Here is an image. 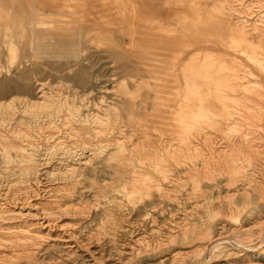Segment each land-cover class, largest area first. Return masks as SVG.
<instances>
[{"label":"bare ground","instance_id":"1","mask_svg":"<svg viewBox=\"0 0 264 264\" xmlns=\"http://www.w3.org/2000/svg\"><path fill=\"white\" fill-rule=\"evenodd\" d=\"M37 1L38 4L35 5V7L30 11L27 9L28 16L19 22V32L17 31V34L22 38L27 36L25 41H21V62H26L28 60L31 61L33 59L36 60L39 48L51 49L50 46L52 43H50L49 39H54L56 41L54 45L59 47H67L71 49L82 46L91 47L95 41L94 32L96 33L97 31L102 30V27L93 23L95 21L92 18L94 10L97 12L100 7L105 13L108 9L106 7V0L99 1L101 2L100 4L87 2L86 0H51L49 3V9L45 8L40 0ZM224 2L221 3L222 5L224 4L223 6L225 8L226 5H228V2ZM114 4L117 6L116 11L118 14L129 15L133 22L140 21L136 5L129 0H115ZM23 6L24 5L20 4L18 9L23 10ZM64 10H68V13H63L62 11ZM173 12H175V10ZM99 13L101 15L102 12L100 11ZM47 16L58 18V22L60 23L58 27L54 25L56 28L53 26L54 30L52 33H46L39 28L43 21L41 18H47ZM99 16H94V18L96 17L99 20V18H101ZM66 17H68V20H64ZM263 18H261L262 21H256L253 24H248V19L241 20L239 23L235 22L234 24L228 23L225 20L224 24L220 22L221 24H208L209 26L202 25L199 27L190 23L191 20L188 10L184 8L180 10V15H178V23L174 25L167 24L165 21L157 23L141 22L139 27H144L147 32L134 33L128 41H124V39L121 38L119 44L122 46L119 48V52L116 53L117 57L124 56L128 53L136 55L137 59H139V61L145 66V69H137L136 73H127L125 77L134 79L136 89L131 90L125 87L123 83L118 84L120 89H123L122 92L126 94V98L123 99V102L120 101L123 104L127 120L125 123L123 122V124H121L122 120L120 121L118 118V112H111L113 107L111 108L108 103L106 108H102V102L105 104L102 95L100 96L99 94L97 96H99V98L101 97L103 100L97 98L100 102H94L91 104L98 108L97 110L92 111L93 109L89 104L86 105L82 103L85 101V96H90V93L88 94V92L81 90L79 92H82V94L79 95L81 97L78 100L79 104L74 103L75 97H79L77 96L79 93L76 96L73 94V99L68 97L69 99H72V102L70 103L67 98H65L67 96H62V94H60V96H62L60 97L58 94L49 95L44 92L46 82L40 84L39 91L30 99L10 94V97L7 99V104L1 105L0 102V132H4V135H2L1 148L4 156L10 152H14L16 156H19V159L13 160L14 167L8 166L9 171H11V173H6L8 177H6L5 180L0 178V264H15V262L22 258L24 254L29 258L34 257L35 253H39L37 249L40 248V245L42 244L41 241L46 237L49 238L51 236L50 233L53 228H58V230H56L54 235L55 240L52 244H55L60 252L65 253L66 256L78 254V256H81L84 259L82 264H104L102 261L105 259L106 254H100L93 247H86V244L83 243L78 236L79 230L76 232V229L74 230L73 228L65 227V224H62V219L65 217V214L67 215L68 212L75 211L71 207H66L67 205L65 206V203L68 201L67 199L70 197L69 195L79 190L77 187L79 184V181L77 182V180L79 179L77 178L78 176H81L79 172L82 171V166L90 165L100 154H103L104 156L102 160L108 162L114 160L116 162L115 173H117L119 178L129 179L131 182L130 186L132 187L130 188L132 190L131 193L129 192L127 194L130 197L133 195H143V193L148 194V190L151 188L159 189L160 186L156 184L157 182H153L154 179L157 178V175L162 177V179H165L175 178L177 177V174H187V172H190L189 170L191 169L187 168V165L189 162L188 159L193 156L192 154L196 155L198 158V155L202 157L204 164L203 169L205 166L208 172L209 169L216 168V164L219 163L217 160L220 158H224L226 163L229 157H234V164L232 163L234 166L232 164V167L229 165L234 173L231 169L230 172L235 176H240L244 175L245 170H249L248 168L250 167L253 172L252 177L255 178L256 187L263 190L264 81H260V79L256 78L258 77V74L246 69L247 66L236 59L231 62L234 64H231V67L224 66L225 68L228 67L232 72L230 74L225 73V76L222 77L224 79L222 82L216 81V79L214 82H210L209 79L208 82H205L204 80L203 82H200L204 78L203 76L200 81H196L194 78L195 74L193 73V69L197 67L196 64V67L194 66V60H198V57L202 54L201 50H203L197 49V47L207 43H215L222 46H228L230 49L237 51L240 55L245 56L246 59L248 58L259 70L260 75H263L264 77ZM105 19L106 18H104V20ZM107 19L106 21H108ZM100 21L101 20H99L98 23ZM250 31H252V33ZM250 35H252L251 38L254 37L253 40L250 38ZM6 37H10V35L8 34ZM4 43L6 45L8 57L11 60H15L18 50L17 45L10 39H5ZM204 50L207 51V49ZM108 51H106V53H109ZM83 53H85V51ZM214 56L216 59L218 58V56ZM206 57L208 58L209 55H206ZM212 58H210V60ZM203 67L204 66H202V68ZM207 67L206 70L203 68L202 73H205L204 70L207 71L210 69V66L208 69ZM139 71H145L148 75L144 78L138 77L137 74ZM196 71L198 72L197 69ZM178 72L181 73V77L178 75ZM211 76L216 77V75L212 74ZM248 76L253 78L252 86H248L244 81L247 80L246 78ZM197 77L196 79L199 80L200 77ZM229 77L235 82L232 83L227 80ZM139 79H141V81H139ZM149 79H151L152 82H150ZM249 82L251 81H248V83ZM6 84L7 83L2 85V91L5 90L7 86ZM142 84L150 88L153 93L143 95V93L140 92L143 86ZM58 86L60 87L61 85ZM61 87L64 88L65 85L64 87ZM61 87L58 89H61ZM249 87L251 88L249 89ZM48 89L50 91V87H48ZM247 89L254 93V97L246 96V92H248ZM106 90L105 92L108 91ZM237 90L244 91L239 99L236 97L238 101L242 103L244 108H236L237 110L234 109L235 111L233 110L232 113H229L228 105L225 103V100L227 101L228 99V101H231L229 100L231 98V93L236 92ZM73 91H75V89ZM192 92H195L193 94L196 95L198 93L200 96L194 99L191 96ZM212 95L218 96L216 100L218 103L221 99V107L222 109L224 107L226 110V112H222L221 114L224 119L222 124L228 128L223 131V136L220 139L223 142V144L221 142L222 147L219 146L221 149L214 147L215 136H213L212 132L208 131L207 133L203 129L192 128L191 126V117H194L193 115L204 118V121L211 126L212 124L217 125L219 121H217V118L215 119V116L218 115L219 111L213 102L214 99ZM149 99L151 100L150 102H148ZM247 108L248 111L249 109H251V111H246ZM136 111L138 112L135 113ZM60 113H64L61 116L62 118L60 122L54 124V119L59 117ZM64 116H67V118ZM137 117L140 118L137 119ZM212 117L214 119H212ZM142 118L145 119L143 123ZM232 118L235 119L232 120ZM22 122H34L39 125L43 124V122L49 125L51 124V127H49L51 131L47 135L45 134L46 130L40 131L39 127L38 130L31 131L29 126H27L25 132L21 130L17 131V126L22 124ZM75 123H80L81 125L75 128L73 127V124ZM127 127L129 130L126 129ZM143 127H151L156 132H147L145 129L142 130ZM36 128L38 127H35V129ZM201 145L205 146L203 149L207 148V154L201 151ZM243 147L244 150L242 151L241 148ZM245 147L251 150V154L246 153ZM234 148H237V152ZM45 152L48 153V156L50 154L51 156L56 157V161L51 162V159L42 157L47 154H44ZM240 154L241 156H239ZM171 162L178 165V167L175 169L169 168ZM59 165H62V167H59ZM226 167L227 169L229 168L228 166ZM31 170L33 172H31ZM38 175L39 177H37ZM67 178L71 179L66 181ZM232 178L228 179L226 182V185L228 184L227 186H229L231 181L236 180H233ZM223 186L225 187V185ZM82 187L83 186L81 185V188ZM64 189L66 190V196H68H64L65 199H63V194L62 196H58L59 194L57 195V192ZM257 190L255 191L258 192ZM260 193L256 194L259 199L262 198L263 194ZM230 196L231 195H229V197ZM244 196L246 197V195ZM193 198L197 199V197L194 196ZM72 199L74 200V198ZM68 202L71 203L72 200H69ZM177 202L175 201L176 204ZM9 203H12V205L10 206ZM189 211L190 209L188 212ZM188 212L185 211L183 215L186 217ZM174 215L175 213L169 214L171 221H174ZM237 218L238 217H236V219ZM257 218H253L254 221ZM2 221H7L6 223L8 224H1ZM67 223L70 222L67 220ZM204 224L205 223H202L201 225ZM72 225H79V220L72 223ZM254 225L251 226L253 227ZM259 225L255 226L258 227ZM240 227L231 221L228 229H226V231L224 229V232H228V230L238 231ZM168 228V233L165 236V240H163L168 242V245H170V243L174 244L179 239H183L184 241H188L189 239L192 240L196 235L195 237H197V240L193 239L191 246H187L188 248L186 247V250L180 251L182 252L181 254L185 256L193 254L201 255L207 248L209 242L218 241L226 237V235L223 236V226L219 228L220 230L218 232L216 231V233H214L209 231L210 235L207 233L203 237L198 236L203 232V227L200 228L195 224L174 223V226ZM245 230H247V228ZM131 232L136 233L137 231L135 228H132ZM159 232H161V230ZM237 234L239 235V233ZM141 243L150 249H156L162 245L159 243L154 246L149 241L145 242V237L141 233V237L132 241V245L129 248H127V244H121L119 257L122 256L121 254L132 256L134 253H139L141 250ZM52 244L50 246H52ZM224 246L226 245L224 244ZM177 255L178 252H173L172 256L170 255L172 261H175L176 263L178 260L177 258L179 257H177ZM181 258L182 257H180V259ZM125 263L128 264L127 262H123L122 264ZM214 264H264V250L260 253L244 254L237 259H231L227 256L224 262H215Z\"/></svg>","mask_w":264,"mask_h":264},{"label":"rangeland","instance_id":"2","mask_svg":"<svg viewBox=\"0 0 264 264\" xmlns=\"http://www.w3.org/2000/svg\"><path fill=\"white\" fill-rule=\"evenodd\" d=\"M40 1H41V4L43 3L45 8L49 9V3L51 0H40ZM86 1L91 2V3L93 2L96 4H100L101 2L99 1H103V0H98V1L97 0L95 1L86 0ZM106 1H107L106 7L108 8L106 12L104 13V11L99 7V10L97 11L98 13L94 10V13L92 15L93 20H95L93 23H96L97 25L102 27V30L97 31L96 33L94 32L95 41L91 47L82 46V47H77L75 49H71L67 47H59V46L54 45L56 43L54 39H49L50 43H52V45L50 46L51 49L39 48L38 54H37V58L39 59L36 58V60L33 59L31 61L28 60L26 62L25 61L21 62V59H20L21 47H22L21 41H25L27 39V36H24L22 38V37H19V35L17 34V31L19 32V22H21L22 19H25L28 16L27 9H29L30 11L33 7H35V5L38 4V1L37 0H0V46H1L0 47V50H1L0 52V102H1V105L7 104V99L10 97V94H12L13 96H16V95L20 97L22 96L27 99L34 97V95L39 91L40 84H42V82L43 83L46 82L44 92H46L49 95L58 94L60 96V94H62V96H67L65 98H67V100L70 103L72 102L73 94L74 96H76L81 90L88 92V94L90 93V96L86 95L88 98L85 96L84 98L85 101H83L82 103L86 105L89 104L93 109L92 111H95L98 108L95 106H92L91 104H93L94 102L95 103L100 102L99 100H101L102 98L101 97L99 98V96L97 95L99 94L100 96L102 95L104 99L102 100L105 103L103 104L102 102V105H103L102 108H106L107 103H108V105L111 108L112 107L114 108V110L112 108L111 112H115V111L118 112L117 114L118 118L120 121L122 120L121 124H123V122L125 123V121H127L125 117V111L123 108V104H122L123 99L126 98V94L122 92L123 89H120V86L118 84L123 83L125 87L131 90L136 89L135 88L136 83L134 82V79H129L125 77L127 73L132 74V73H136L137 69L138 70L145 69V66L142 64V62L139 61V59H137L136 55L128 53L124 56L117 57L116 53L119 52L120 50L119 48L122 46L119 44V40H121V38H123L124 41H128L131 38V35L134 33L147 32V30H145L144 27H139L141 22L157 23V22L165 21L167 24L174 25L178 23V15H180V10L184 8L188 10L189 17L191 20L190 23H193L199 27L202 25H208V24L216 25L217 23H220V22L224 24L225 20L228 23L234 24L235 22L239 23L241 20L248 19V24H253L254 22L257 21L258 17L260 18V20L258 18L257 22L262 21L261 18L264 17V0H234V1L233 0H129L130 2L136 5L138 9L137 13L140 18V21L133 22L131 21V17L129 15L117 13L116 11L117 6L114 4L115 0H106ZM226 1L228 2V5H226L227 8L226 7L224 8L223 6L224 4L222 5L221 2L227 3ZM20 4L24 5L23 10L18 9ZM174 10L175 12H173ZM100 11L102 12L101 15L99 13ZM62 12L68 13V10H64ZM94 16L101 17L99 18V20L101 21L98 23L99 20L96 17L94 18ZM48 17L49 16H47V18ZM47 18L46 17L41 18V20L43 21L40 24L39 28L40 30L46 33H52V31L54 30V27L55 26L58 27L60 23L58 22V18L54 16H51L48 19ZM104 18L106 19L108 18L107 19L108 21H106V19L104 20ZM64 20H68V17L64 18ZM263 22H264V18H263ZM252 31L250 32L252 33ZM8 34L10 35V37H6V35ZM252 35H250V38L252 37ZM5 39H10L17 45L18 50H17V57L15 60H11L7 55L6 45L4 43ZM251 39L253 40L254 37ZM197 49H203V50H201L202 54L198 57V60L197 59L194 60L195 61L194 66L196 64V66L201 69L200 70L199 68L195 66L196 68L194 67L195 69H193L195 72L192 70L193 73L195 74L194 78L196 81H200L201 78L203 77L204 78L200 82H203V80L205 82L206 81L208 82V79L210 82L211 81L214 82L215 79L216 81H221V82L224 81V79L222 78L223 76H225L224 74L225 73L230 74L232 72V70L228 69V67L225 68L224 66L231 67V64H232L231 62L235 61L234 59L243 62L247 66L246 69L251 70L252 72H255L256 74H258V77L256 78L260 79V81H264L263 75H260L259 70L256 68V66L253 65V63L248 58L246 59L245 56L240 55L237 51H235L234 49H230L228 46H222L220 44H215V43H207L205 45L198 46ZM204 49H207V51ZM108 50H111V51H108ZM84 51L85 53H83ZM106 51H108L109 53H106ZM204 53L207 56L209 55L208 57L209 59L206 57ZM108 54H111V55H108ZM213 54L216 55V57L218 56V58L216 59ZM211 56L212 57L214 56V57L212 58ZM52 58H55V59H52ZM210 58L212 59L210 60ZM202 66H204L203 68L205 70L207 66L208 67L210 66L209 67L210 69H208L207 67L209 72L208 70L207 71L204 70V72L207 75L205 73H202L203 72ZM196 69L198 70V72L196 71ZM199 72H200V75H199ZM211 74L216 75V77L211 76ZM147 75L148 73H146L145 71H141V72L139 71V73L137 74V76L141 78H144ZM178 75L181 77L180 72H178ZM196 77L197 78L200 77L199 80L196 79ZM246 79L247 80H244V81L247 83V85L252 86L253 78L248 76ZM149 80L150 82H152L151 79ZM227 80L231 81L232 83L235 82L231 77L227 78ZM139 81H141V79H139ZM248 81H251V82L248 83ZM5 83H7L6 84L7 86L5 90L2 91V85H5ZM58 85H61L63 87L65 85V87L62 88L60 86L61 89H58L60 88ZM48 87H50V91ZM250 88L251 87H249V89ZM72 89L73 90L75 89V91L76 90L77 91L75 92ZM106 89L110 91L108 92ZM105 90L107 92H105ZM247 91L248 92L245 91L246 96L254 97V93L252 91H249L248 89ZM140 92L143 93V95H148L150 93H153L152 90H150V88L146 87L145 85L142 86V89L140 90ZM243 92L244 91L242 90H237L236 92L231 93V98H233L234 100L231 98L229 99L231 101H228V99L227 101L225 100V103L228 105L229 113H232L233 110L236 108L237 109L244 108L242 103L238 101L239 97L243 94ZM193 93L195 92H192L191 96L194 99L200 96L198 95V93L197 95ZM80 94H82V92L79 93L77 96H79ZM68 97L69 98L71 97L72 99H69ZM212 97L214 99L213 102L219 111L218 115L215 116V119L217 118V121H219L217 125L212 124L211 126L210 124L204 121L205 120L204 118L193 115L195 118L191 117V123H192L191 126L192 128L203 129L207 133L208 131L212 132L213 136H215V142H214L215 146L214 147L221 149L219 148V146L222 147L223 142L220 139L223 136V131L225 129H228L227 126L222 124L224 119L222 118L221 114L222 112H226V110L224 109V107L223 109L221 107L222 101L220 97H219L220 99L219 103L218 101H216L218 97L217 95L216 96L212 95ZM80 98H81L80 96L75 97L74 103L79 104L78 100ZM87 100L90 102H88ZM150 101L151 100L149 99L148 102ZM235 104L237 107L235 106ZM246 111H248V108L246 109ZM249 111H251V109H249ZM137 112L138 111H136L135 113ZM236 112H239V111H236ZM64 113H60V115L58 114L59 117L54 119L55 120L54 124L60 122L62 118L61 116ZM64 117L67 118V116H64ZM138 118L140 117H137V119ZM212 119L214 118L212 117ZM234 119L235 118H232V120ZM142 120H143L142 121L143 123L145 119L142 118ZM33 123L34 122L32 123L22 122V124L17 126V131L21 130L25 132L27 129V126H29L31 131L38 130L40 127L39 130L40 131L46 130L45 134L47 135L51 131V129L49 128L51 127V124L49 125L43 122V124L39 125L38 123L37 124L35 123L33 124ZM79 125L81 124L75 123L73 124V127L76 128ZM35 127H38V128L35 129ZM126 129L129 130L128 127ZM144 129L147 132H152V133L156 132L151 127H148V128L143 127L142 130ZM2 135H4L3 131L0 132V166H1L0 169H2L0 170V178L2 180H5V178L8 177L6 173L7 172L11 173V171H9L8 166H13V163H14L13 160L19 159V156H16L14 152H10L9 154H5L4 156L3 150L1 148L2 138H3ZM201 147H202L201 151L207 154L208 152L207 148L203 149L205 148V146L203 145H201ZM234 149L237 152V148H234ZM241 150L243 151L244 147L241 148ZM245 151L247 154H251V150L247 149V147H245ZM46 153L47 152H45L44 154ZM192 155L193 156H191V158L188 159L190 163L188 162V165H187V168L191 169L192 171L189 170L190 172H187V174L186 173L177 174V177L175 178H165V179L163 178L162 179V177H159L157 175L156 176L157 178H155L153 182H157L156 184L160 186L159 189L151 188L148 190L149 191L148 194L143 193L144 196L140 194L139 196L133 195L134 197L133 196L130 197L127 194L129 192L131 193V190H132L131 189L132 187L130 186L131 182L129 181V179L119 178L117 173H115L116 172L115 171L116 162L114 160L113 161L110 160L109 162L102 160L104 156L103 154H100L99 157L94 159L90 165L82 166L81 168L82 171L80 172L78 171L81 176H78L77 178L79 179L77 180V182L79 181L78 182L79 184L77 186L79 190H77V192H73V193L70 192L72 193L71 195H69L70 197L66 196L65 189L57 192V195L59 194L58 196H62L63 194V199H65V197H68L67 199L68 201L72 200L71 203L66 201L65 206L67 205L66 207H71L75 210L74 212H68L67 215L65 214V217L62 219L63 220L62 224H65L64 225L65 227H70V228H73L74 230L76 229V232L79 230L78 236L80 237V240H82L83 243L86 244V247H89V248L93 247L100 254L102 253L104 255L106 254L105 259L102 261L104 264L105 263L107 264L108 262H110L108 264H122L123 262H127L128 264H160V263L161 264H173L175 262V261H172L171 259L173 252H178L177 257L179 256L177 258L178 259L177 263L175 262L174 264H178V263H181V264H210V263L214 264L215 262L216 263L224 262L227 256L228 258H231V259L233 258L237 259V258L242 257V255L244 254L260 253L261 251H263L264 250V226H263L264 225V222H263L264 221V208H263L264 207V195H263L264 189L261 190L256 187L255 178L252 177L253 172L251 171L250 167L248 168L249 170H245L244 175L235 176L231 168L232 165L234 164L233 161L235 160V158L229 157L226 163L224 161V158H220L221 160L215 159L217 160V162L219 161V163H217L215 166L216 168L209 169V172H208L205 166L203 169L204 164H203L202 157L198 155L199 156L198 158L196 155L194 154ZM239 156H241V154ZM42 157L46 159H51V162L56 161V157H53L50 154L48 156V153ZM226 166H228L229 168L227 169ZM59 167H62V165H59ZM177 167L178 165H175L173 162L170 163L169 168L175 169ZM193 167L194 168L196 167L197 170L196 168L194 169ZM230 169L233 173L230 172ZM31 172L33 171L31 170ZM231 174L233 175V178ZM37 177H39V175ZM230 178H232L233 180L234 179L236 180L230 182L231 186L230 184L229 186H227L228 184L226 185V182ZM70 179L71 178H67L66 181ZM251 180L253 183L251 182ZM81 185L83 186L82 188H81ZM223 185H225V187ZM195 187L196 189L194 190ZM245 188H248V189H245ZM255 190H257L258 192H256ZM260 192H262L263 194ZM259 193L262 194V198L260 199L256 195ZM227 195L228 197L229 195H231L232 197L230 196L228 198ZM244 195H246V197ZM193 196L197 197L198 200L196 198H193ZM189 197L190 198L192 197L191 198L192 200ZM72 198H74V200ZM175 201L176 202L178 201L177 204L175 203ZM9 204L10 206L12 205V203H9ZM188 208L190 209L189 212H188L189 210ZM185 211L188 212L186 216L188 218H186L183 215ZM170 213H175L174 215L175 218H173L174 221H171V219L169 218ZM236 217L238 218L236 219ZM210 218L213 220H211ZM253 218L254 219L257 218V219L254 221ZM67 220L70 223H67ZM78 220H79V225H72V223H75ZM231 221L236 223L237 226L239 227L241 226L240 227L241 230L240 229L238 231L234 230L235 232L233 230L232 231L228 230V232H224V229L225 231L226 229H228V226ZM251 221H253L254 223ZM6 222L7 221H2L1 224L3 223L8 224ZM174 223H181V224L189 223V224H195L199 226L200 228L203 227L202 228L203 232H201L200 235H198L199 237H203L207 233H209L210 235V232L216 233V231L218 232L220 230L219 228L223 226V232H224L223 236L226 235V237H224L225 240L220 239L218 241L209 242L207 248L205 249V251H203L201 255L193 254V255L185 256V255H182L181 254L182 252L180 251H184L186 250L187 246L188 247L191 246L193 243V239L197 240V237H195L196 236L195 235L192 238V240L189 239L188 241L179 239L174 244L170 243V245H168L169 243L163 240H165V236L168 233V230H169L168 227L174 226ZM202 223H205V224L201 225ZM254 224L256 226L257 225L259 226L256 227ZM251 225H254L255 228L254 226L252 227ZM80 226L82 227V229ZM132 228L136 229L137 232L136 233L134 232L135 234L131 232ZM246 228L247 230H245ZM56 230H58V228L57 229L53 228L50 233L51 236L49 238L46 237L45 238L46 240L44 239L41 241L42 244L40 245V248L37 249L39 253L37 254L35 253L34 257L32 258H29L27 255L24 254L22 258H20L18 261L15 262V264H71V263L72 264H75V263L82 264L84 259L81 256H78V254L66 256L65 253L60 252L59 248L56 247L55 244L54 245L52 244L55 240L54 235L56 233ZM160 230L161 232H159ZM141 233L145 237V242L149 241L154 246L161 243L162 244L161 247L156 248V249H150V248L145 247V245L141 243L140 244L141 250L139 253H134L132 256L121 254L122 256L119 257V254L121 252V244L122 243L127 244V248H129L132 245V241L141 237ZM237 233H239V235ZM51 244L52 246H50ZM224 244L226 246H224ZM215 245H218V246H215ZM159 257H160V260H159ZM180 257L182 258L180 259Z\"/></svg>","mask_w":264,"mask_h":264}]
</instances>
